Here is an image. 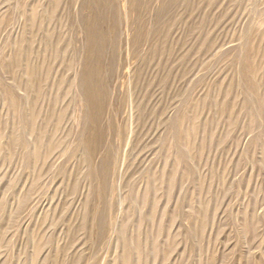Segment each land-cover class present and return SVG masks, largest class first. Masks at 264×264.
Returning a JSON list of instances; mask_svg holds the SVG:
<instances>
[{"label":"rangeland","instance_id":"obj_1","mask_svg":"<svg viewBox=\"0 0 264 264\" xmlns=\"http://www.w3.org/2000/svg\"><path fill=\"white\" fill-rule=\"evenodd\" d=\"M0 264H264V0H0Z\"/></svg>","mask_w":264,"mask_h":264},{"label":"bare ground","instance_id":"obj_2","mask_svg":"<svg viewBox=\"0 0 264 264\" xmlns=\"http://www.w3.org/2000/svg\"><path fill=\"white\" fill-rule=\"evenodd\" d=\"M88 97H89V99L92 97V95H93V93H92V90H91V87L89 86V88H88Z\"/></svg>","mask_w":264,"mask_h":264}]
</instances>
